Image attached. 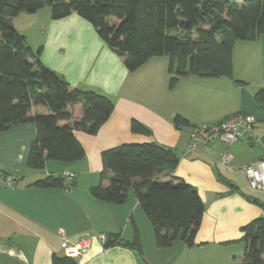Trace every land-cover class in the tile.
Returning <instances> with one entry per match:
<instances>
[{
	"label": "crops",
	"instance_id": "0c3cea01",
	"mask_svg": "<svg viewBox=\"0 0 264 264\" xmlns=\"http://www.w3.org/2000/svg\"><path fill=\"white\" fill-rule=\"evenodd\" d=\"M19 15L13 18L14 26ZM39 18L41 21L36 22L39 38H35L33 45L41 47V62L62 75L71 87L108 96L114 107L94 134L73 130L84 150L82 158L70 162L47 158L42 169L27 166L36 136L34 123H18L0 131V174L15 179L12 186H0V264H53V257L63 256L76 259L77 264L240 261L243 254H236L238 248L225 246L236 241L240 225L247 223L253 211L238 213L239 208L230 200L232 192L217 178L216 172L230 186L234 184L240 189L243 185L237 172L246 185L242 166L264 157V113L254 99L256 90L264 84V33L254 40L235 42L233 79L187 76L180 77L170 88L167 55L152 56L129 71L123 57L109 48L93 24L77 13L52 19L48 12ZM68 110L72 119L82 116L79 103L69 105ZM30 112L48 110L33 106ZM236 112L254 116L257 122L253 137H241L229 147L214 141L190 150L191 125L216 123ZM175 115L183 116L188 124L176 126ZM132 119L147 126L150 133L132 131ZM258 120L262 121L260 125ZM67 123L72 122H59ZM144 142L175 150L179 157L177 166L173 171L160 173L158 179L182 177L197 188L205 204L193 246L181 240L167 247L157 246L153 226L132 189L121 203L107 202L91 193L93 187H106L112 177L103 167L104 150ZM226 149L233 155L229 169L219 163ZM63 171L74 174L68 187L33 185L37 179L61 175ZM254 197L264 201V190H255ZM101 236L117 237L119 243L105 247ZM135 236L137 243L129 244L135 242ZM82 237L89 239L87 251L80 254L68 247Z\"/></svg>",
	"mask_w": 264,
	"mask_h": 264
},
{
	"label": "trees",
	"instance_id": "16d2710c",
	"mask_svg": "<svg viewBox=\"0 0 264 264\" xmlns=\"http://www.w3.org/2000/svg\"><path fill=\"white\" fill-rule=\"evenodd\" d=\"M44 5L49 6L52 19L75 12L92 23L109 48L123 57L129 71L152 56L167 55L170 88L180 77L233 79L235 42L254 40L264 33V0H0V131L18 123L35 124L36 136L27 159V166L34 169H42L47 158L63 162L82 158L84 150L73 130L94 134L114 107L106 95L71 87L41 62V47L34 49L15 28L14 17L21 12L35 13ZM254 99L264 113V84ZM77 103L82 106V116L72 119L68 106ZM33 106L46 107L48 112L31 114ZM62 120L72 123L61 125ZM173 123L182 126L188 121L175 115ZM130 128L150 133L135 119ZM101 156L104 170L112 177L106 187L91 189L94 196L121 203L132 189L153 226L157 246L167 247L175 240L195 245L205 211L197 188L177 175L166 181L158 179L160 173L177 166L174 149L155 142L125 143L104 150ZM216 173L220 181L231 185ZM33 185L64 186L61 175H47ZM231 187L230 191L238 188ZM240 230L243 257L234 264H264V217L250 220ZM115 243L119 241L114 236L103 241L105 247ZM136 243L137 236L129 244ZM53 264L77 261L53 257Z\"/></svg>",
	"mask_w": 264,
	"mask_h": 264
},
{
	"label": "built area",
	"instance_id": "2783aa9c",
	"mask_svg": "<svg viewBox=\"0 0 264 264\" xmlns=\"http://www.w3.org/2000/svg\"><path fill=\"white\" fill-rule=\"evenodd\" d=\"M255 124L254 116L243 112L233 113L216 123L193 124L190 127V150L214 141H219L229 147L241 137H253ZM232 159V153L226 149L220 155L219 163L229 169ZM242 169L247 185L251 189L264 190V157L244 164ZM61 177L64 187H68L73 181L74 174L71 171H63ZM14 183V177L0 174V186H12ZM101 240L104 241L105 237L101 236ZM89 245V239L82 237L76 243H69L68 247L76 249L81 254L88 250Z\"/></svg>",
	"mask_w": 264,
	"mask_h": 264
},
{
	"label": "rangeland",
	"instance_id": "374dc122",
	"mask_svg": "<svg viewBox=\"0 0 264 264\" xmlns=\"http://www.w3.org/2000/svg\"><path fill=\"white\" fill-rule=\"evenodd\" d=\"M48 12H50L49 6L44 5L42 8H40L37 14L34 15L33 13L21 12V14L14 20L15 28L19 32L25 35L27 43L31 45L34 49L38 48V47H35V45H33V44H36L34 40L37 37L39 38V34L37 33L38 32L37 26L39 24H36V22H40L41 20L39 17L40 16L45 17ZM237 41L238 43H241L242 41H245V40H237ZM261 123L262 121L258 122L259 125ZM238 173L239 172H237V178L240 184H242L243 186L240 189L236 188L234 191L231 190L232 192L231 195L233 196H231L232 198H230V200L232 199L231 201L234 204V206L239 208L238 213L240 214H242L243 212L247 210L253 211L252 215L250 212V216L248 217L249 219L247 220V222L257 217H264V201L260 200L259 198L254 197L255 190L251 189L249 186H247V184L246 185L243 184V176ZM224 184L228 187L229 190L232 188L229 184L225 182ZM242 225H240V227ZM240 227L238 229V238L236 239V241L233 244H229V246H225V247H233V248L237 247L238 249H237L236 254L242 255L244 251V242L241 239ZM209 245H212V244H209ZM234 254H235V251H234Z\"/></svg>",
	"mask_w": 264,
	"mask_h": 264
}]
</instances>
